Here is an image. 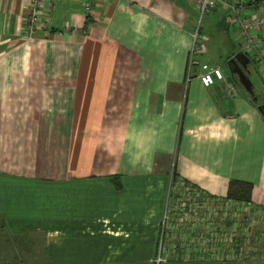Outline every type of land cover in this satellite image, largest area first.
Masks as SVG:
<instances>
[{"label": "crops", "instance_id": "1", "mask_svg": "<svg viewBox=\"0 0 264 264\" xmlns=\"http://www.w3.org/2000/svg\"><path fill=\"white\" fill-rule=\"evenodd\" d=\"M196 1L96 0L87 14L83 0H52L51 27L30 40V0H0V179L56 191L31 220L42 226V263L154 264L178 181L210 202L231 182L251 185V233H264V120L237 78L204 88L198 69L188 72L197 29L203 47L234 40L222 5L209 31L197 28ZM206 52L194 59L218 68ZM171 237L166 264L241 263Z\"/></svg>", "mask_w": 264, "mask_h": 264}, {"label": "built area", "instance_id": "2", "mask_svg": "<svg viewBox=\"0 0 264 264\" xmlns=\"http://www.w3.org/2000/svg\"><path fill=\"white\" fill-rule=\"evenodd\" d=\"M52 1V0H51ZM50 0H30V14L24 20L26 39H32L37 33L47 32L51 27L53 12ZM96 0H83L85 13L90 14ZM114 1L119 0H104ZM226 8L233 35L237 38L239 52L257 64L264 81V0H197L195 7L200 17L206 15L216 6ZM203 37L198 29L193 34L190 49L188 72L198 69L196 79L202 87L208 88L215 83L224 82L220 69L199 64L194 57L203 54ZM188 74L187 79H189ZM229 97H236L232 85L227 86ZM226 201V202H223ZM254 208L246 203L215 200L210 202L206 194L189 183L178 181L173 191H169L165 206L162 229L156 249L154 264H166L165 251H174L173 238H166L167 233L177 235L179 242L190 238L189 248L200 247L206 256L224 261V251L229 261L241 260L244 246L250 243L251 231L257 221L253 220ZM263 215L258 212L257 216ZM258 219V218H257ZM263 222V219H258ZM231 223V226L226 224ZM225 229H223V228ZM251 233V234H250ZM196 238L198 243H196ZM264 243V233L260 235ZM183 251H187L185 243ZM204 250V252H203ZM186 257V255H184Z\"/></svg>", "mask_w": 264, "mask_h": 264}, {"label": "rangeland", "instance_id": "3", "mask_svg": "<svg viewBox=\"0 0 264 264\" xmlns=\"http://www.w3.org/2000/svg\"><path fill=\"white\" fill-rule=\"evenodd\" d=\"M221 14V10H219L214 14L209 12L200 17L197 12V28L201 27L203 31H209L208 23L218 21ZM236 39L234 37L233 41L218 42L215 47H204V53L207 48V54L203 60L208 64L217 65L226 77L230 76L228 60L233 55L240 53ZM248 78L253 85L255 95L258 96L264 92L260 73L256 72L255 66H249ZM55 194V190L48 188H38L24 182L0 179V211L2 214L0 216V264H44L42 263V251L45 238L41 232H35L36 230L41 231L42 226L39 223V226L36 227V223H31V220H34L35 217L36 222H38V215L41 214V210H39L41 205H44L43 202L45 200L51 201L55 199ZM11 218L15 219L12 220L13 222L20 220L24 222L15 228L9 222ZM26 223L30 225L25 227L24 224ZM10 226L14 228L15 233L20 235L19 237L11 233ZM262 231L263 228L259 232L262 233ZM255 238L256 236L252 232L251 240H253V244L249 247L250 253L245 254L243 250L242 259L233 260L232 262H241L239 264L264 263L263 239L260 236L256 240Z\"/></svg>", "mask_w": 264, "mask_h": 264}, {"label": "water", "instance_id": "4", "mask_svg": "<svg viewBox=\"0 0 264 264\" xmlns=\"http://www.w3.org/2000/svg\"><path fill=\"white\" fill-rule=\"evenodd\" d=\"M254 64V61H251L245 55L238 53L229 60L228 69L231 77L237 78V83L240 89L256 104L257 100L254 98L253 85L248 78V68ZM257 111L264 119V105L257 106Z\"/></svg>", "mask_w": 264, "mask_h": 264}, {"label": "trees", "instance_id": "5", "mask_svg": "<svg viewBox=\"0 0 264 264\" xmlns=\"http://www.w3.org/2000/svg\"><path fill=\"white\" fill-rule=\"evenodd\" d=\"M257 99L258 100L256 104L251 99H249V101L254 107H257L259 105H264L263 94L261 96H257ZM173 177L174 174L172 175V178ZM252 191H253V187L251 185L238 183V182H231L229 183L225 199L228 201L250 204Z\"/></svg>", "mask_w": 264, "mask_h": 264}, {"label": "flooded vegetation", "instance_id": "6", "mask_svg": "<svg viewBox=\"0 0 264 264\" xmlns=\"http://www.w3.org/2000/svg\"><path fill=\"white\" fill-rule=\"evenodd\" d=\"M235 78H236V77H235ZM254 98H255L256 100H258V99H257V95H255V94H254Z\"/></svg>", "mask_w": 264, "mask_h": 264}]
</instances>
